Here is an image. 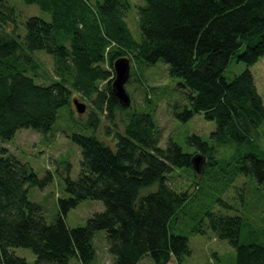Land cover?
Masks as SVG:
<instances>
[{
  "label": "trees",
  "instance_id": "16d2710c",
  "mask_svg": "<svg viewBox=\"0 0 264 264\" xmlns=\"http://www.w3.org/2000/svg\"><path fill=\"white\" fill-rule=\"evenodd\" d=\"M24 1L37 4L50 20L28 16L25 30L17 32L15 8L0 0V264H89L95 256L93 236L100 229L112 264H138L146 254L155 264H188V238L168 226L189 193L171 188L166 174L174 167H192L191 158L198 152L205 158L198 174L218 162L214 169L219 179L223 159L216 147L232 141L249 150L234 154L231 179L243 172L264 182V150L252 138L264 106L253 75L246 69L230 81L223 77L231 57L250 66L264 55V0H144L137 8L139 41L125 19L129 0ZM36 50L66 69L70 86L64 78L49 84L34 81L28 72L39 67ZM122 55L136 66L163 61L168 75L179 77L180 86L189 90L184 111L176 115L184 119L200 113L214 120V143L191 134L186 141L195 145L193 152L183 151L173 140L161 148L158 124L151 114L138 111L127 114L113 148L95 135L73 132L70 137L81 151L80 173L70 178L66 165L68 196L57 199L59 211L47 223L41 205L28 198V188L46 186L51 172L39 177L5 143L21 128L50 131L72 90L87 97L95 93L96 108L105 107L114 119L115 110L122 107L111 91V80L103 89L97 83L113 75L112 60ZM90 117L97 124L96 113ZM153 184L155 190L143 192ZM86 198L101 200L104 209L89 216L85 225L69 227L67 212ZM206 215L207 225L193 227V233L211 229L227 239L235 248V264H264V243L239 238L241 216L212 211ZM19 246L31 249L35 260L28 262L10 249Z\"/></svg>",
  "mask_w": 264,
  "mask_h": 264
},
{
  "label": "rangeland",
  "instance_id": "374dc122",
  "mask_svg": "<svg viewBox=\"0 0 264 264\" xmlns=\"http://www.w3.org/2000/svg\"><path fill=\"white\" fill-rule=\"evenodd\" d=\"M6 1L15 8L16 20L19 24L17 32L22 33L25 30L24 21L28 16L36 15L50 20L49 14L41 10L37 4H29L24 0ZM129 1L130 8L126 12L125 19L134 39L139 41L141 36L137 8L145 1ZM243 48L244 45L238 52ZM33 56L39 63V67L28 74L33 76L35 82L49 84L53 79L64 78L70 86V74L66 69H60L53 56L43 50L34 51ZM135 64L133 60H130V76L125 84L131 104L129 107L117 108L114 119L108 117L105 107L101 111L96 108L95 93L87 97L81 92L72 90L69 103L60 107L50 131L41 134L31 128H21L5 143L9 152L27 162L39 177L47 171L51 172L52 179L46 186L28 188V198L41 205L47 223H50L59 211L57 199L68 196L64 190L66 165L69 164L70 178L77 179L80 173L81 151L70 137L73 132L95 135L113 148L116 132L124 130L127 114L130 111H138L151 114L154 122L158 124L161 130L158 145L161 148H165L167 143L173 140L181 146L183 151L193 152L195 145L190 146L186 141L187 136L191 134L199 135L203 140L214 143L210 138V133L216 126L214 120L205 119L200 113L184 119L176 115L184 111L189 92L187 88L180 86L181 79L169 76L167 65L161 60L152 65L136 66ZM106 65L107 63H104L105 67ZM246 69H249L253 75L256 90L264 106V55L250 66L231 57L223 71V77L230 81ZM113 75L98 81L97 88L103 89L107 81L112 80ZM74 98L85 105L83 113L75 110ZM91 112L96 113L97 124L92 121ZM252 138L264 150V117ZM216 149L217 155L223 159L221 162L223 169L219 179L214 169L218 168V162L207 165L202 174H196L192 167L187 166L174 167L166 174L167 183L171 188L189 193V199L168 226L170 232L182 234L188 238L191 249V254L186 258L188 264H235V248L227 239L218 238L211 229H207L205 233L191 231L195 226L207 225L206 211L241 216L243 223L240 240L264 243V182H259L251 174L243 172L231 179L237 158L234 154L237 150L247 152L248 145H238L231 141L217 145ZM155 189L156 184H153L143 189V192L147 193ZM103 209L104 204L101 200L86 198L67 212L65 222L69 227L83 226L89 216ZM93 243L95 256L89 264H112L113 255L107 251L106 235L103 229L95 231ZM10 249L28 262H33L36 258L29 248L19 246ZM138 264H155V262L150 255L146 254ZM167 264H175V262L169 261Z\"/></svg>",
  "mask_w": 264,
  "mask_h": 264
},
{
  "label": "water",
  "instance_id": "95a60500",
  "mask_svg": "<svg viewBox=\"0 0 264 264\" xmlns=\"http://www.w3.org/2000/svg\"><path fill=\"white\" fill-rule=\"evenodd\" d=\"M112 67H113L114 75L110 83L111 91L113 92L114 96L116 97L121 107H129L131 104V98L125 89V84L130 76L129 57L125 55L118 56L112 61ZM73 104L75 106V110L78 113L84 112L85 105L82 102L74 98ZM204 161H205L204 156L198 152L192 156L191 165L196 173L200 172Z\"/></svg>",
  "mask_w": 264,
  "mask_h": 264
}]
</instances>
